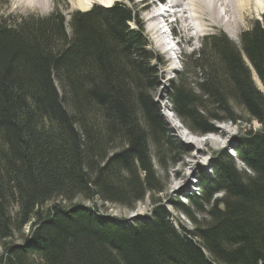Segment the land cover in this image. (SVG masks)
Returning <instances> with one entry per match:
<instances>
[{
    "label": "trees",
    "instance_id": "trees-1",
    "mask_svg": "<svg viewBox=\"0 0 264 264\" xmlns=\"http://www.w3.org/2000/svg\"><path fill=\"white\" fill-rule=\"evenodd\" d=\"M133 4L13 25L0 18V264L264 263V92L251 73L264 87V14L239 44L224 32L205 36L202 54L187 56L195 80L186 69L171 82L172 111L193 133L225 121L261 125L242 128L233 147L247 170L222 150L200 194L173 203L196 224L188 230L158 202L153 159L164 166L175 143L151 92L163 59ZM148 193L151 215L130 222L72 204L99 198L134 209ZM192 210L209 221L198 225Z\"/></svg>",
    "mask_w": 264,
    "mask_h": 264
},
{
    "label": "rangeland",
    "instance_id": "rangeland-1",
    "mask_svg": "<svg viewBox=\"0 0 264 264\" xmlns=\"http://www.w3.org/2000/svg\"><path fill=\"white\" fill-rule=\"evenodd\" d=\"M142 0H134L135 7L139 14V26L144 30V34L151 44L150 49L159 54L163 59V64L160 66L157 65V77L160 79L158 87H156L151 92L154 95V99L160 105V114L163 119L164 128H166L167 135L175 143V147L172 148V151L163 152L162 157L164 158L163 164H159L154 158L153 163L155 166V172L157 177L160 179V185L163 186V192L158 193V202L164 203L168 210L171 213L170 219L177 229H180V226H183L185 229L193 230L196 226L191 219L179 212L174 207V202L180 201L184 204L189 205V198L194 194L199 195L201 192V182L209 181L213 178V169L212 165L214 163L215 155L222 151L226 150L230 153L236 160L237 167L241 170H247L245 165L241 163L237 156L236 151L233 147L237 146L236 139L239 137L242 128H259L261 125L257 121L253 120L251 124L243 123L240 126L234 124L231 121L218 122L216 123V132L198 134L191 132L176 116L172 111V105L169 101V92L171 90V82H178V73L184 72L186 69L185 76L186 80L194 81L195 77L193 72L194 67L188 64L187 56H190L194 53L202 54L203 47V38L209 34L224 32L226 35L236 44L240 43V35L243 31L249 29L252 26V23L256 20H262L263 14H259L253 6L247 8L240 19L238 16V30L236 31V36L231 37L228 33L225 25H215L210 27L207 31L201 35L200 38H191L188 36L187 31H181L180 25L174 24L173 29L175 30L177 36L173 37L177 39L180 47L177 46L176 49L170 50L171 47H174L171 43L170 36L163 34L162 37L158 38L150 32L149 28V12H153L152 9H145ZM116 2H122L129 5V0H117ZM159 2V1H158ZM113 3V4H114ZM112 4V5H113ZM163 4V3H162ZM102 6L101 4H94L89 9L94 6ZM164 5V4H163ZM159 6L156 7V9ZM87 9V10H89ZM60 10L67 18L70 19L71 14L76 10H81L79 7H75L71 4L69 0H52L49 5L45 8L36 5H25L20 6L16 3L15 0H0V18L3 22H10L8 24L13 25L16 23V20L25 19L27 17L31 18H42L47 17L52 12ZM82 11V10H81ZM86 11V10H85ZM222 14L224 13V8L220 7ZM157 12V11H156ZM10 19V20H9ZM20 20L17 23H20ZM162 25L166 23L161 19ZM133 26H135L133 24ZM172 26V25H171ZM166 29V28H165ZM169 36V37H168ZM189 37L190 41L187 40ZM201 50V51H200ZM200 51V52H199ZM252 78L255 84L264 92V87L262 82L258 78V75L251 67ZM241 116H244L247 120H250L249 116L243 112H240ZM225 133L221 135V131ZM191 146H188L189 144ZM190 147V148H189ZM198 148L200 150H205L203 155L198 154ZM192 155L199 156V165L194 168H190L184 165L185 161H190ZM188 173V174H187ZM217 198L221 197V194L216 195ZM60 202L59 200L52 201L46 207L52 205L53 203ZM72 204H81V205H91L96 206L98 212L105 217L115 219L117 222H130L141 217H149L151 215L152 204L150 203V193L145 197L143 202L136 204L134 209H129L111 202H104L99 198L94 200H85L83 198H78L72 202ZM210 209V208H209ZM191 213H195V217L198 221V225H202L206 221H209L208 215L204 216V212L198 210H192ZM31 226L27 225L24 228V234L28 235L30 233ZM15 244H22L23 239L20 237V234H15L14 237Z\"/></svg>",
    "mask_w": 264,
    "mask_h": 264
},
{
    "label": "bare ground",
    "instance_id": "bare-ground-1",
    "mask_svg": "<svg viewBox=\"0 0 264 264\" xmlns=\"http://www.w3.org/2000/svg\"><path fill=\"white\" fill-rule=\"evenodd\" d=\"M20 6L36 5L45 8L52 0H15ZM75 7H79L82 11H88L94 4H101L104 7L111 6L117 0H69ZM159 1V2H158ZM145 9H152L149 12V28L150 32L159 38L166 34L165 27L162 25L161 19L166 21L167 25H180L181 31H187L191 38H200L208 28L215 25H225L231 37L236 36L238 30L237 17L242 18L243 12L253 6L259 13L264 12V0H142ZM162 4V7L159 4ZM159 8L156 9V7ZM220 7L224 8V13L220 11ZM90 10V9H89ZM157 11V12H156ZM174 18V21L169 19ZM174 22V23H173ZM189 37L187 40L190 41ZM151 45V44H150ZM179 45V42H178ZM180 47V45H179ZM176 47H171L174 50ZM221 135L225 134L223 130ZM190 143L188 146H191ZM193 146V145H192ZM190 148V147H189ZM205 150L198 148V154L201 156ZM190 161H185L184 165L191 169L199 165V156L192 155ZM188 174V173H187Z\"/></svg>",
    "mask_w": 264,
    "mask_h": 264
}]
</instances>
